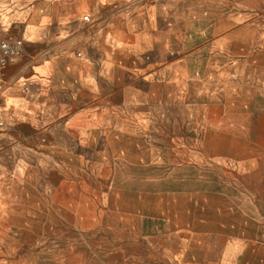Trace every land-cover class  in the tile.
Instances as JSON below:
<instances>
[{
	"label": "rangeland",
	"instance_id": "obj_1",
	"mask_svg": "<svg viewBox=\"0 0 264 264\" xmlns=\"http://www.w3.org/2000/svg\"><path fill=\"white\" fill-rule=\"evenodd\" d=\"M156 1L159 79L96 154L0 136V264H264V0Z\"/></svg>",
	"mask_w": 264,
	"mask_h": 264
},
{
	"label": "crops",
	"instance_id": "obj_2",
	"mask_svg": "<svg viewBox=\"0 0 264 264\" xmlns=\"http://www.w3.org/2000/svg\"><path fill=\"white\" fill-rule=\"evenodd\" d=\"M159 11L155 0H0L1 29L23 41L0 69V136L15 131L31 164L96 154L130 121L129 81L159 79L138 47L159 48Z\"/></svg>",
	"mask_w": 264,
	"mask_h": 264
},
{
	"label": "built area",
	"instance_id": "obj_3",
	"mask_svg": "<svg viewBox=\"0 0 264 264\" xmlns=\"http://www.w3.org/2000/svg\"><path fill=\"white\" fill-rule=\"evenodd\" d=\"M83 19H87V15H84ZM22 44V38L10 32H5L0 27V69L16 60L21 53ZM76 54H79V52Z\"/></svg>",
	"mask_w": 264,
	"mask_h": 264
}]
</instances>
